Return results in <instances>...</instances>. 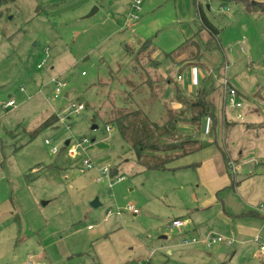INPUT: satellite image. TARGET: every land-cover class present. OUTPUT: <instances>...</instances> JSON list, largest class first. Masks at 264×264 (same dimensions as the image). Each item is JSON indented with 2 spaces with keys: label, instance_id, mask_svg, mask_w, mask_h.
Wrapping results in <instances>:
<instances>
[{
  "label": "rangeland",
  "instance_id": "rangeland-1",
  "mask_svg": "<svg viewBox=\"0 0 264 264\" xmlns=\"http://www.w3.org/2000/svg\"><path fill=\"white\" fill-rule=\"evenodd\" d=\"M51 1L0 0V264H264L259 245L264 217L248 212L264 205V13L247 14L230 0H141L138 10H132L134 0ZM197 4L218 29L220 43L203 53L205 65L212 71L224 61L223 75L239 91L243 112L242 129L231 133L228 146L233 157L241 153L238 182L221 188L209 207L202 203L208 191L194 169H145L119 137L115 122L96 106L108 91L101 84L110 79V69L119 68L110 91L115 105L136 82L123 47L138 46V39L151 37L152 56L175 79L176 69L163 52L193 34L201 47L206 42ZM94 6L98 9L87 16ZM204 74L200 66H184L180 84L195 88ZM56 78L65 83L67 97L64 92L54 97ZM221 93L218 84L208 96L215 106L217 144L174 159L170 166L219 155L220 172L225 171L218 149ZM8 100L15 105L5 109ZM78 103L88 107L76 111ZM52 114L57 122L38 130ZM248 122L254 126L245 132L241 125ZM211 123L202 118L192 135L212 137ZM82 139L87 141L70 154ZM86 159L92 168L83 167ZM106 167L110 173L97 181ZM95 197L99 205L94 207ZM222 210L233 217L231 225L218 215ZM235 210L243 213L233 216ZM184 216L182 227L170 226ZM237 217L256 226L257 233H233ZM101 226L104 234H99ZM209 232L233 244L182 243L188 235L201 239Z\"/></svg>",
  "mask_w": 264,
  "mask_h": 264
},
{
  "label": "trees",
  "instance_id": "trees-1",
  "mask_svg": "<svg viewBox=\"0 0 264 264\" xmlns=\"http://www.w3.org/2000/svg\"><path fill=\"white\" fill-rule=\"evenodd\" d=\"M236 1L242 5L247 14L264 13V2ZM196 9L201 30L207 32L203 47L195 40L196 35L194 34L174 49L163 52V56L167 57L172 64L185 63L178 69V74L181 73L184 66L203 68L205 74L192 91L184 88L169 73L161 72V61L152 56L156 46L151 37L138 39V46L134 48L127 44L123 47L126 57L130 60V79L135 77L136 82L123 80L126 83H131H129L130 86H128L120 106L114 104L110 95L111 82L115 79L119 80V68L110 69V79L101 84L102 86L106 85L108 91L104 92V99L96 106L105 112L109 121L115 122L119 137H122L129 145L134 153L136 163L138 162L147 170L176 169L169 164L172 160L195 153L208 144V141L192 135L194 130L199 129L202 118L212 119L211 132L216 126L215 106L208 96L218 84L221 86L220 82L224 76L222 71L224 61L212 71L202 61L203 53L218 49L220 43L216 39L218 31L216 26L206 18L200 5L197 4ZM179 56H183V58L176 62ZM215 77L218 80L217 85ZM168 85H172L170 96L166 94ZM131 102L134 103V106L131 105ZM86 107H88L87 104L84 108ZM57 119V116L52 114L42 120L37 129L41 130L52 126L57 122ZM183 126L188 128L185 129ZM190 126L192 129H189ZM31 136L33 137V134ZM212 142L215 141L212 140ZM228 163L226 160L225 165L229 169ZM249 213L255 214L256 211ZM218 264L229 263L222 261Z\"/></svg>",
  "mask_w": 264,
  "mask_h": 264
},
{
  "label": "crops",
  "instance_id": "crops-1",
  "mask_svg": "<svg viewBox=\"0 0 264 264\" xmlns=\"http://www.w3.org/2000/svg\"><path fill=\"white\" fill-rule=\"evenodd\" d=\"M230 1H233V2H237L236 0H230ZM199 5V4H198ZM196 13H197V15H198V11H197V9H196ZM199 17V16H198ZM200 21V20H199ZM192 36H194V34L192 35ZM191 37V36H190ZM189 38V37H188ZM186 39V38H185ZM184 39V40H185ZM183 40V41H184ZM182 41V42H183ZM181 42V43H182ZM180 45V44H179ZM178 45V46H179ZM177 47V46H176ZM183 58V56H179L178 58H177V60H176V62H179V61H181V59ZM202 61L205 63V60L203 59V57H202ZM183 64H185V63H183ZM183 64H181V65H183ZM206 64V63H205ZM173 65V67L176 69L175 71V73H176V75H175V78L177 79V75H178V69L181 67V65L180 64H172ZM191 67V66H190ZM164 69H162L161 70V72L163 73V74H165L164 72ZM165 72H167V70L165 71ZM178 80V79H177ZM183 80V77H182V79L181 80H178L179 82H181ZM183 87L184 88H186L187 90H191V89H194V88H192L191 86H190V84L188 83V84H185V85H183ZM189 88V89H188ZM65 93V92H64ZM238 93H239V91H238ZM68 94V93H67ZM222 94V93H221ZM68 96V95H67ZM66 96V97H67ZM221 96V95H220ZM220 100H221V97H220ZM221 103H222V101H221ZM5 109H7V108H5ZM225 109H230V111H231V115H230V119L229 118H227L226 116H225ZM239 114L240 115V117L238 118V117H236V114ZM242 113L243 112H240V110L239 109H233V108H231V107H226L225 105H224V103H222V107H221V113H220V118H221V120H220V125L218 126V132H219V137H218V139H221L222 140V146H219L218 147V149L219 150H221V154H222V158H223V165H224V168H225V171L223 172H220V164H219V155L217 156V157H214V158H211V157H207V156H204V158H200V160H195V161H191V162H187V163H184V164H179V165H176V169L177 170H179V169H183L184 170V168H186V169H194V171H196V173H197V182L199 183V184H201V185H203L204 186V188H206V190L208 191V198H206L205 199V201H203L202 203H203V205L204 206H211L213 203H215L216 202V198L218 197L217 196V193L219 192V190H221V188H234L235 186H236V183L238 182V181H235L236 179H235V174L236 173H238L239 172V170H240V166L237 164L238 162V157L237 156H241V153H237L236 155H235V157H233V155L232 154H230V149L228 148V146H229V142H230V138L232 137V134L231 133H235V131L236 130H238V128L239 129H242V128H240V127H238V126H240V125H238V123L240 122V121H243V118H242ZM241 126H243V128H244V130H245V132H246V129L247 128H250V127H253L254 125H252L251 123H245V124H243V125H241ZM209 127V126H208ZM183 128H185V129H187L188 127L187 126H183ZM207 131H209L208 133L209 134H211V132H210V130L208 129ZM243 133H244V131H243ZM212 134H213V136L211 137V136H209V135H207L206 134V136H205V134L203 133V136H201V139H203L204 141H208V144H210V143H214V144H217V134H216V128H214V130L212 131ZM211 139V140H210ZM212 140H214L215 142H210L209 143V141H212ZM229 140V141H228ZM207 144V145H208ZM207 145H205V146H207ZM204 146V147H205ZM204 147H202V148H204ZM202 148H200L199 149V151L202 149ZM199 151H197V152H195V154H197V153H199ZM205 152H207V151H205ZM204 152V153H205ZM190 154H192V153H190ZM189 154V155H190ZM233 157V158H232ZM226 160H228V162H231V161H233L234 163H235V165H236V167H237V169H236V172L235 173H233L231 170H230V167H229V169H228V167H227V165H225V161ZM172 167V166H171ZM100 171V170H99ZM97 180V179H96ZM116 181H118L117 180V178H116ZM217 196V197H216ZM224 209V208H223ZM200 209H196V211H199ZM238 210H235V213L233 214V216H235V215H240V214H242L243 212H241V211H239V212H237ZM253 211H255V210H253ZM248 212H250V211H248ZM258 211H256V215L259 217V218H263L264 217V215L261 213V212H258ZM133 213V212H132ZM138 213V212H137ZM137 213H133V214H137ZM261 213V214H260ZM254 214V215H255ZM218 215L219 216H222L223 218H224V220L226 221V223L227 224H230L231 225V223H232V216L230 215V214H228V212H226L225 210H222V211H218ZM185 216H189V214H187V215H185ZM185 216L184 217H175V219L176 218H185ZM254 217H256V216H254ZM18 218V216H15V222L18 220L17 219ZM107 218V217H106ZM237 219H240L239 217H237L236 219H233V220H235L234 221V227H235V229L234 228H231V230H232V232L233 233H236L237 235H239V236H243V237H245V236H247L248 235V232L249 233H252L253 231H255L256 233H257V231L259 230L256 226H254V225H249L248 223V225L246 226L245 224H243V222L241 221H237ZM251 223V222H250ZM264 223V222H263ZM251 224H253V223H251ZM192 226V225H191ZM191 226L189 225V228L190 229H187L186 230V232L184 233V235H186V234H188L189 232V230H191ZM250 226V227H249ZM262 226H263V224H262ZM89 227V226H88ZM196 229H195V227L193 226V232L195 231ZM100 233L99 234H104L105 233V231H104V228L101 226L100 228H99V230H98ZM255 236V235H254ZM254 236H253V238H254ZM208 248V247H207Z\"/></svg>",
  "mask_w": 264,
  "mask_h": 264
},
{
  "label": "built area",
  "instance_id": "built-area-1",
  "mask_svg": "<svg viewBox=\"0 0 264 264\" xmlns=\"http://www.w3.org/2000/svg\"><path fill=\"white\" fill-rule=\"evenodd\" d=\"M141 3V0H134L133 3H132V10H138L139 9V4ZM134 16H130V19H133ZM46 50H48L46 48ZM42 63H40L39 67L41 66ZM83 74V73H82ZM177 79L178 80H181V76L178 74L177 75ZM52 82L54 83V97H57L59 94H61L62 92H64V87H65V83L64 82H60L57 78L56 79H53ZM221 87H222V94H221V101L222 103H224V105L226 107H231L233 109H240L242 107V104L241 102H239L237 100V96H238V90L233 87L227 80V78H225V75L223 76V78L221 79ZM22 90V88L20 89ZM15 105L14 101L13 100H8L6 102L3 103V107L4 108H8V107H13ZM73 107L75 108V110H82L84 109V106L81 104V103H78L76 106L73 105ZM236 117H240V115L237 113L236 114ZM109 129V128H108ZM87 140L86 139H82L80 141H78V143H76V145L74 146V148H71L69 150V153L70 154H74V149L76 147H78L79 145H81L82 143L86 142ZM45 143L46 144H49L50 141L49 140H45ZM51 152L54 153L55 152V149L52 148L51 149ZM83 167L86 168V169H90L93 167V163L91 162V160L89 159H86L83 161L82 163ZM229 167H230V170L235 173L236 172V165L233 161L229 162L228 163ZM100 173H101V176L97 178V181H102L104 177H106L109 173H110V169L109 168H100ZM123 179V176H118L117 177V180L118 181H122ZM110 184V183H109ZM111 185V184H110ZM129 209H131V211L133 213H137V210L136 209H133L131 208L130 206L128 207ZM257 210L259 212H261L263 215H264V205L262 206H259L257 208ZM110 214V212L108 211L106 213V215L108 216ZM184 225V221L182 219H179V218H176L174 219L170 226L172 227H176V228H180ZM253 240L255 242H257L259 240V237L258 236H254ZM229 244V245H232V240L229 239V238H224L222 237L221 235H215L214 233L212 232H209L207 233L204 237H202L201 239H197L195 236L193 235H188L186 237H184L182 239V243L183 244H193V243H202L204 244L206 247H211L213 245H215L217 242H224ZM260 249L261 250H264V243H260Z\"/></svg>",
  "mask_w": 264,
  "mask_h": 264
},
{
  "label": "water",
  "instance_id": "water-1",
  "mask_svg": "<svg viewBox=\"0 0 264 264\" xmlns=\"http://www.w3.org/2000/svg\"><path fill=\"white\" fill-rule=\"evenodd\" d=\"M58 1H61V0H52L51 2L52 3H55V2H58ZM98 8L97 7H92L89 11H88V14H86L87 16H90V15H92V14H94L95 13V11L97 10ZM68 94H67V92H65L64 93V96L66 97ZM96 127V125H92V128H95ZM67 143L68 142H66L65 144L67 145ZM46 202V201H45ZM44 202V203H45ZM91 205L92 206H98L99 205V202H98V200H97V197H95L92 201H91ZM162 237H164V236H162Z\"/></svg>",
  "mask_w": 264,
  "mask_h": 264
}]
</instances>
